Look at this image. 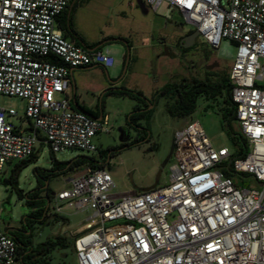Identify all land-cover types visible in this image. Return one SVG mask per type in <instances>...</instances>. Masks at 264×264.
Returning a JSON list of instances; mask_svg holds the SVG:
<instances>
[{"label": "built area", "instance_id": "1", "mask_svg": "<svg viewBox=\"0 0 264 264\" xmlns=\"http://www.w3.org/2000/svg\"><path fill=\"white\" fill-rule=\"evenodd\" d=\"M70 1L0 0V96L26 102L23 118L0 107V177L44 145L53 153H96L95 138L110 131L109 116L76 110L67 95L72 69L115 63L101 49L89 51L64 35L58 19ZM146 3L154 11L163 4L177 10L213 50L224 40L236 45L229 76L250 150L232 160L228 148L216 150L192 121L175 134L176 163L165 186L117 195L105 168L83 167L54 195L78 211H92L76 235L78 263L264 264V0ZM230 169L234 176L225 173ZM249 178L254 185L241 187ZM17 260L18 245L0 223V264Z\"/></svg>", "mask_w": 264, "mask_h": 264}, {"label": "rangeland", "instance_id": "2", "mask_svg": "<svg viewBox=\"0 0 264 264\" xmlns=\"http://www.w3.org/2000/svg\"><path fill=\"white\" fill-rule=\"evenodd\" d=\"M227 2V0H225ZM143 8L141 7V3ZM163 4L154 11L146 0H78L71 14V26L88 42H105L111 38H124L133 46L132 53L138 58L126 70L124 66L128 47L121 42H108L101 50L114 58L115 63L107 69L111 82L99 77L89 78L88 83L107 85V88H127L141 91L151 99L154 93L164 85L184 80H219L220 76L230 73L237 55V47L229 40H224L218 50H213L201 39L192 47L181 46V38L194 27L185 22L183 16L175 9ZM131 50V48H129ZM131 53V52H129ZM166 53V57L162 56ZM217 65V66H215ZM210 66H214L209 69ZM103 72L105 70L102 69ZM107 90V89H106ZM105 91V90H104ZM99 94L86 95L88 100L105 104L106 115L109 116V132L99 134L94 142L99 150L117 149L123 142L133 141L137 133L128 126L127 118L131 114L136 101L129 97ZM169 99L158 100L151 119V138L138 144L115 150L105 169L111 174L117 195L131 192H142L155 185L161 187L170 183L171 168L176 163L173 149L176 132L187 123L198 121L216 150L228 148L232 153L235 147L226 133L222 115L216 105L200 97L196 111L186 118H174L168 113ZM0 107L14 109L20 117L25 116L26 102L17 97L0 96ZM17 122V121H14ZM27 125L28 122L25 121ZM240 131L238 122L235 124ZM123 136V141H122ZM78 149H65L53 153L44 145L37 153L36 163L24 168L20 174L19 188L25 193L36 187L35 170H50L54 161L66 162L82 156H98ZM170 157L165 167L162 164ZM16 163L6 167L2 179H7ZM84 168L69 171L51 178L49 191L52 195L67 189L71 178L82 174ZM159 176V180L157 177ZM252 178L240 186H253ZM61 206L60 212L56 208ZM29 212L26 199H19L15 189L0 183V223L4 228H21L22 218ZM51 212L58 213L59 222L50 220V224L37 230V242L51 236L76 237L85 227L92 211H78L63 204L55 198L51 203ZM38 227H40L38 225ZM54 262L79 264L76 254L70 250L57 251Z\"/></svg>", "mask_w": 264, "mask_h": 264}, {"label": "trees", "instance_id": "3", "mask_svg": "<svg viewBox=\"0 0 264 264\" xmlns=\"http://www.w3.org/2000/svg\"><path fill=\"white\" fill-rule=\"evenodd\" d=\"M74 8V7H73ZM70 6L59 17L58 25L67 37L69 30H73L70 21L68 23V14ZM125 40V39H123ZM128 42L127 40H125ZM80 45L79 42L76 41ZM98 44L87 46L94 48ZM131 48L130 43H128ZM127 54L125 55L124 65L126 62ZM52 62L60 63L57 59H51ZM233 85L230 76H220L219 80L214 81L210 78L205 80H184L182 82H171L164 85L157 90L151 99L147 98L141 91L130 90L127 88L110 89L107 91L106 96L116 95L122 97H129L136 101L131 114L127 118V124L137 133L136 138L131 142H123L117 149L99 150L98 156H82L77 159L58 162L54 161L53 167L50 170L37 168L35 170L36 187L33 191L25 193L24 190L19 188L20 174L24 168L34 164L38 160V156L32 155L30 158L20 161L15 164L10 171L7 179L0 177V183L10 186L15 189L19 199H26V207L29 212L23 216L21 228H8L9 234L14 238L18 245V263L17 264H66L65 262H54L55 253L57 251L70 250L76 254L75 239H70L66 236H51L47 237L44 241L37 242V230H43L44 227L50 224L53 219L56 222L65 220L60 217L58 213L51 212V203L54 199L49 191L47 184L50 183L52 177L81 169L89 166L94 169L105 168L108 164L109 151L122 150L138 144L143 140H150L151 138V119L154 114V108L160 98L169 99L168 113L174 118H186L191 116L197 109L198 100L203 97L205 100L210 101L212 105H216L222 115L223 126L232 141L235 150L232 152L231 159L244 158L249 153V144L241 131H237L235 124L237 120V107L233 101L232 96ZM86 112L85 110H83ZM229 176H234V170L230 169L229 172L225 171ZM38 225L40 227H38Z\"/></svg>", "mask_w": 264, "mask_h": 264}, {"label": "crops", "instance_id": "4", "mask_svg": "<svg viewBox=\"0 0 264 264\" xmlns=\"http://www.w3.org/2000/svg\"><path fill=\"white\" fill-rule=\"evenodd\" d=\"M78 0H71L70 1V9H69V14H68V23L70 21V14H72V8L76 5ZM167 7V6H166ZM68 39L74 41V42H79L82 41L84 42L87 46L95 45V44H100V42H88L76 29L73 28V30H69V34L67 36ZM124 39V38H120ZM81 45V44H80ZM97 45V46H98ZM90 48V47H89ZM133 46L131 45V50H130V56L128 59L127 63V68L128 70L131 67L132 62H134L138 58V53H132ZM166 53H163L162 56L165 58ZM127 62V58H126ZM125 62V65H126ZM124 65V66H125ZM104 68L99 65H92L86 68H77V69H72L70 73V81H71V88L68 90L67 95L70 98L74 108L76 110L83 111L85 110L87 114L92 116L93 118L96 119H102L105 115V104L104 102L96 103L94 100H88L86 97L87 94L90 92L94 95L102 93L104 90V96H106L107 91H109L112 88H107V85H102L98 83H88V79L94 77L96 78H103V80H106L110 82L106 76V73L102 71ZM107 89V90H106ZM61 97V96H59ZM84 112V111H83Z\"/></svg>", "mask_w": 264, "mask_h": 264}, {"label": "water", "instance_id": "5", "mask_svg": "<svg viewBox=\"0 0 264 264\" xmlns=\"http://www.w3.org/2000/svg\"><path fill=\"white\" fill-rule=\"evenodd\" d=\"M141 4V7L143 8V4H142V2H140ZM197 37H199V32L197 31V30H194L193 31V33L191 34V40L194 42L195 41V39L197 38ZM188 40L185 38V39H183V41L182 42H187ZM108 42H121V43H124L127 47H128V43L125 41V40H123V39H120V38H111V39H109V40H107V41H105V42H102V43H100L98 46H96V47H94V48H88L87 47V45L84 43V42H82V41H80V44L83 46V47H85V48H87L89 51H95V50H97V49H101V47L103 46V45H105L106 43H108ZM192 45V44H191ZM191 45H187V44H184V46L185 47H189V46H191ZM130 49H129V47H128V53H127V62H126V65H125V67L127 68V63H128V59H129V56H130ZM215 66H217V65H215ZM214 66H210L209 67V69H212ZM104 68V67H103ZM104 70H105V73H106V76H107V78H108V80L111 82V80H110V78H109V75H108V72H107V68H104ZM112 89H115V88H112ZM122 141H123V136H122ZM169 159H170V157H168V159H166V161H164V163L162 164V167H165L166 166V164L168 163V161H169ZM159 176L160 175H158V177H157V180H159ZM157 187V185H155L154 187H152V188H150V189H147V190H143V191H149V190H151V189H154V188H156Z\"/></svg>", "mask_w": 264, "mask_h": 264}, {"label": "flooded vegetation", "instance_id": "6", "mask_svg": "<svg viewBox=\"0 0 264 264\" xmlns=\"http://www.w3.org/2000/svg\"><path fill=\"white\" fill-rule=\"evenodd\" d=\"M193 31H194V30H191V31L187 32V33L181 38V46L185 47L184 44H187V45H191V44H192V45L190 46V47H192L194 44H196V43L199 42V40H200L199 37H197V38L195 39L194 42L191 40V34L193 33ZM185 38L188 40L186 43H185V42H182L183 39H185ZM111 154H113V152H112V151H109V157H110ZM110 159H111V158H108V162H107V163H109ZM47 187H49V184H47Z\"/></svg>", "mask_w": 264, "mask_h": 264}]
</instances>
